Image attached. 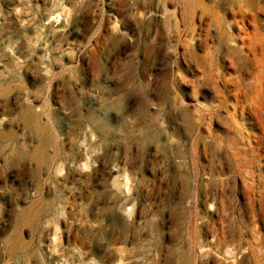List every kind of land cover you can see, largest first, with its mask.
<instances>
[{
	"label": "rangeland",
	"instance_id": "374dc122",
	"mask_svg": "<svg viewBox=\"0 0 264 264\" xmlns=\"http://www.w3.org/2000/svg\"><path fill=\"white\" fill-rule=\"evenodd\" d=\"M235 10L0 0V264H264V88Z\"/></svg>",
	"mask_w": 264,
	"mask_h": 264
},
{
	"label": "bare ground",
	"instance_id": "6f19581e",
	"mask_svg": "<svg viewBox=\"0 0 264 264\" xmlns=\"http://www.w3.org/2000/svg\"><path fill=\"white\" fill-rule=\"evenodd\" d=\"M216 6H220L222 3L228 2L230 4V6L232 7V9H236L235 11H237V13H240V29L243 32V36L240 35L241 39H242V43L243 46L245 48H247L252 54L253 56L256 58H254V60H257V65L255 67V69H253L251 71V73H253V80H254V90H262L263 85H264V32H262L260 30V27L258 26V19L256 16V12L261 13L264 11V0H261L262 3H256V0H214ZM259 2V1H258ZM226 5V4H225ZM203 7V6H202ZM223 7V6H222ZM204 8V7H203ZM204 10V9H203ZM227 11V10H226ZM234 11V12H235ZM255 12V13H253ZM236 13V15H237ZM260 19V18H259ZM214 20H217V16H214ZM246 21L248 23L252 24V30L250 31H246V28L244 27V24L246 23ZM248 25V24H247ZM220 36L224 37V32L220 31ZM222 39V38H221ZM220 39V40H221ZM223 40V39H222ZM221 40V41H222ZM222 43V42H221ZM228 43V42H227ZM248 51V52H249ZM245 54V53H244ZM247 56V54H246ZM252 56V55H251ZM245 58V56H244ZM248 59V58H247ZM249 62V60H247ZM251 61V60H250ZM252 64V63H251ZM254 65V64H253ZM254 68V66H252ZM238 70V69H237ZM237 74V73H236ZM225 75V74H224ZM239 75V73H238ZM236 78V77H235ZM240 78V77H239ZM243 78V77H242ZM238 79V77H237ZM252 79V78H251ZM236 80V79H235ZM239 80V79H238ZM237 80V81H238ZM247 80V79H246ZM245 81V80H244ZM237 83V82H236ZM243 83V82H242ZM246 83V82H245ZM251 84V83H250ZM247 85V84H246ZM229 86V85H228ZM238 86V85H236ZM229 88V87H228ZM236 89V88H235ZM232 90V88H231ZM251 90V89H250ZM227 91V90H226ZM230 91V89H229ZM240 91V90H239ZM246 91V90H245ZM264 91V90H263ZM250 92V91H249ZM252 92V91H251ZM228 93V92H227ZM224 94V93H223ZM225 95V94H224ZM234 95V94H233ZM236 95V94H235ZM252 95V94H251ZM240 96V95H239ZM232 97V96H231ZM227 98V97H225ZM236 101H238L236 99ZM233 102V101H232ZM218 103V102H216ZM261 105V104H260ZM228 106V105H227ZM214 107V106H213ZM218 107V106H217ZM229 107V106H228ZM219 108V107H218ZM236 108H234L235 110ZM260 109V108H259ZM246 110V109H245ZM215 111V110H214ZM245 112V111H244ZM254 112V111H253ZM239 113V112H238ZM246 113V112H245ZM250 113V112H249ZM262 113V112H261ZM203 114V113H201ZM241 114V112H240ZM234 115V114H233ZM251 115V114H250ZM255 115V114H254ZM252 117V116H251ZM250 117V119H251ZM239 118V117H238ZM237 119V118H236ZM227 121V120H225ZM242 122V121H241ZM251 122V121H250ZM253 122V120H252ZM255 123V122H254ZM256 125V124H255ZM224 127V126H223ZM258 127V126H257ZM260 127V126H259ZM261 128V127H260ZM246 130V129H245ZM262 130V129H261ZM239 133V132H238ZM248 133V132H247ZM259 133V131H258ZM195 134V133H194ZM262 135V134H261ZM221 136V135H220ZM244 136V135H243ZM254 136V135H253ZM250 137V135H249ZM219 138V137H218ZM259 138V137H258ZM260 139V138H259ZM192 141V140H191ZM250 141V140H249ZM228 142V141H227ZM256 142V141H255ZM224 143V142H223ZM239 143V142H238ZM211 144V143H210ZM230 144V143H229ZM191 145V144H190ZM224 145V144H223ZM210 147V146H209ZM194 148V147H193ZM226 148V147H225ZM213 150V149H211ZM235 156V155H234ZM249 157V156H248ZM235 158V157H234ZM254 158V157H253ZM232 159V158H230ZM237 160V159H236ZM235 160V161H236ZM260 160V159H259ZM232 161V160H230ZM239 161L237 160V163ZM236 163V162H235ZM234 164V163H233ZM264 164V163H262ZM243 165V163H242ZM235 167V165H234ZM250 167V166H249ZM252 167V166H251ZM254 167V165H253ZM242 168V167H241ZM255 168V167H254ZM250 169V168H249ZM245 170V169H244ZM251 171V170H249ZM249 173V172H248ZM247 173V174H248ZM246 174V175H247ZM255 176V175H254ZM124 184V183H123ZM127 185V184H126ZM123 187V186H122ZM125 187V186H124ZM249 188V187H248ZM249 190V189H248ZM256 192V191H255ZM249 193V192H248ZM251 193V192H250ZM253 193V192H252ZM255 194V193H254ZM257 195V194H256ZM264 199V198H263ZM261 198V200H263ZM252 200V199H251ZM260 200V201H261ZM250 202V201H249ZM248 202V203H249ZM264 203V202H263ZM254 209V208H253ZM253 213V212H252ZM225 218V217H224ZM224 220V219H223ZM226 220V219H225ZM228 220V219H227ZM230 220V219H229ZM196 223V221H195ZM225 224V223H224ZM196 225V224H194ZM202 226V225H201ZM230 227V226H229ZM232 228V227H231ZM196 231H197V226H196ZM194 229V230H195ZM228 229V228H227ZM230 229V228H229ZM228 229V230H229ZM195 231V232H196ZM213 231V230H212ZM214 233V232H213ZM216 234V233H215ZM214 234V235H215ZM213 235V234H212ZM218 235V234H217ZM235 238V237H233ZM214 239V238H213ZM216 240V239H215ZM214 240V241H215ZM194 242V241H193ZM231 243V242H230ZM227 244V243H226ZM193 247V246H192ZM222 247V246H221ZM236 246H234L235 248ZM256 261V260H255Z\"/></svg>",
	"mask_w": 264,
	"mask_h": 264
}]
</instances>
